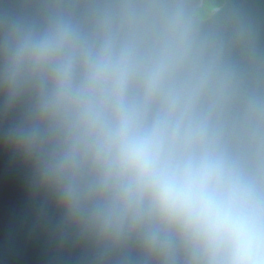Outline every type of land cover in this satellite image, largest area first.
I'll return each mask as SVG.
<instances>
[{"label": "clouds", "instance_id": "clouds-1", "mask_svg": "<svg viewBox=\"0 0 264 264\" xmlns=\"http://www.w3.org/2000/svg\"><path fill=\"white\" fill-rule=\"evenodd\" d=\"M219 7L0 0V146L94 264H264V54Z\"/></svg>", "mask_w": 264, "mask_h": 264}, {"label": "water", "instance_id": "water-1", "mask_svg": "<svg viewBox=\"0 0 264 264\" xmlns=\"http://www.w3.org/2000/svg\"><path fill=\"white\" fill-rule=\"evenodd\" d=\"M204 0H190L194 16ZM251 13L254 43L264 54V0H228ZM219 13L221 26L228 21ZM211 14V15H212ZM0 264H94L85 248L58 229V214L33 184L30 168L0 146Z\"/></svg>", "mask_w": 264, "mask_h": 264}, {"label": "rangeland", "instance_id": "rangeland-1", "mask_svg": "<svg viewBox=\"0 0 264 264\" xmlns=\"http://www.w3.org/2000/svg\"><path fill=\"white\" fill-rule=\"evenodd\" d=\"M219 8V0H204L201 8L197 11L199 18H206L212 14V11Z\"/></svg>", "mask_w": 264, "mask_h": 264}]
</instances>
